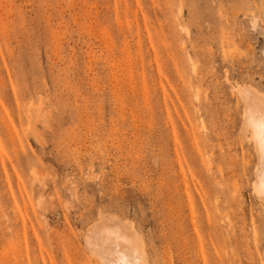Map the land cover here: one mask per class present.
I'll return each instance as SVG.
<instances>
[{"label": "rangeland", "instance_id": "rangeland-1", "mask_svg": "<svg viewBox=\"0 0 264 264\" xmlns=\"http://www.w3.org/2000/svg\"><path fill=\"white\" fill-rule=\"evenodd\" d=\"M236 83L264 0H0V264H84L104 217L147 264H264Z\"/></svg>", "mask_w": 264, "mask_h": 264}, {"label": "bare ground", "instance_id": "bare-ground-1", "mask_svg": "<svg viewBox=\"0 0 264 264\" xmlns=\"http://www.w3.org/2000/svg\"><path fill=\"white\" fill-rule=\"evenodd\" d=\"M196 66L197 65H195L194 63L191 64V67H192L191 69L193 70V74L195 73L194 71L196 70ZM196 74H197V72H196ZM196 74H194V75H196ZM186 78H187V80H186L187 85H189L190 82L192 83L193 81H195V80L192 81L191 77H186ZM197 88H198V86H197ZM197 88L195 89L194 96H193V97H196V99L199 95L198 92H200ZM232 88H233V91L235 92L237 101L240 102L242 105V117H243L242 133L244 135L243 137H244V139L246 138L247 141H249V143L252 142L251 145L253 146L254 150L258 154V155H256V157L258 156L257 166L255 165L257 167L255 169L256 172L254 170V177H255V173H256V181L254 182V180H253L254 186L253 185L252 186L255 188V192H257L258 197L262 200V203L264 205V93L259 91L256 87H254L250 83L249 84L248 83H243V84L236 83V84L232 85ZM190 92L192 93V90ZM202 122H203V120L200 119L199 120V127H205V126H203ZM175 129L176 128H174V130ZM174 130L172 131L173 135L175 133ZM187 135L190 136L191 134H189L187 132ZM174 137H175V135H174ZM194 137H193V142L196 141V138H197L196 137L194 140ZM199 139H200V136L198 137V140ZM202 142H204V144H205V141L203 139H202ZM191 144L193 145L192 138H191ZM194 145H196V144H194ZM198 146H200V147L195 148V151H197L196 149H200V151H201V149H202L201 146L205 147V145H198ZM196 147H197V145H196ZM185 148H187V147H185ZM188 150L186 149L185 151L188 152ZM256 152H255V154H256ZM199 153H201V152H199ZM207 161L209 164V159ZM218 169H219V167H218ZM220 169H222V167ZM220 169H219V171H221ZM199 182H201V181H199ZM200 185L203 186L202 183ZM233 187H234V185H233ZM200 188H202V187H200ZM203 188H204V186H203ZM206 189H208V188H206ZM203 191L204 190L202 189L201 195L203 194ZM207 193H208V190H207ZM204 195H206L205 192H204ZM187 196H188V194H187ZM213 197H211V198H213ZM218 197H219V195H218ZM189 199L190 198H188L187 200H189ZM206 199L210 200V198H208V197ZM216 200H218L217 194H216ZM188 202H190V201H188ZM208 205H210V204H208ZM215 206H217L216 203H215ZM188 207L191 208L190 205ZM190 211H192V210H190ZM107 218L108 217H104L103 219H105V220L96 221V223L93 225V228L91 230L88 229L89 233L88 234L85 233V236H86V238H85L86 247L85 248H87V250L85 249L86 250V257H85V261H84L85 263L84 264H147L146 252L143 249L144 243H142V240L140 239V237H138L139 235L136 234V231L131 229V228H128V224H121L120 228L119 229L117 228L118 230H115V229L111 230L114 226L112 224L113 227L111 229L109 228L108 220L110 222H111V220L110 219L107 220ZM116 227H118V226L116 225ZM133 231H135V232H133ZM196 232L197 231L195 229V233ZM197 238H199V237H197ZM199 242H200V240H199ZM199 246H200V244H199ZM72 252H73V250H72ZM72 254L74 255L75 253L73 252ZM70 257H77V256H75V255L71 256L70 255ZM77 258L75 261H77ZM72 264H73V262H72Z\"/></svg>", "mask_w": 264, "mask_h": 264}]
</instances>
